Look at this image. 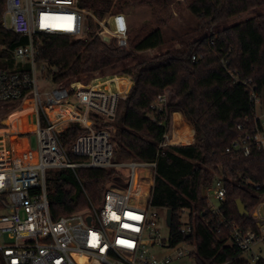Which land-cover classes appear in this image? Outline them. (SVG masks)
<instances>
[{
    "label": "trees",
    "instance_id": "16d2710c",
    "mask_svg": "<svg viewBox=\"0 0 264 264\" xmlns=\"http://www.w3.org/2000/svg\"><path fill=\"white\" fill-rule=\"evenodd\" d=\"M172 2L78 0L79 7L93 15L87 16L86 35L73 38L41 34L37 61L48 65V74L56 84L90 79L109 70L131 76L134 84L129 95L119 101L115 119L105 124L114 127L113 162H156L150 203L153 208L172 211L174 244L186 241L178 231V212L188 210L192 226L188 241L197 244V251L191 254L196 264H248L232 241L230 229L219 226L213 231L206 224L211 209L204 191L222 179L226 188L223 216L245 228L253 227L251 215L264 199V190L255 189L256 185L264 188V153L253 145L246 156L234 144L255 131L264 133V120L258 119L250 97V89L264 94V13L129 66L140 54L167 44V20L158 18L149 29V23L133 28L128 20L127 47L99 34L101 27L96 19L125 14L142 4L152 6L156 12L157 4L168 6ZM263 7L264 0H189L188 6L197 22L193 30L196 33ZM4 10L5 0H0V68L17 72L23 66L16 62L15 51L27 45L28 38L2 26ZM129 82L123 79L119 86ZM166 93L168 102L162 121L151 105ZM174 111H180L193 125L195 141L160 148L163 135L172 127ZM28 115L26 111L10 118V132L21 131L18 122ZM72 159L82 161L75 156ZM76 172L78 178L71 169L46 173L54 220L86 209L89 201L100 208L109 183L126 185L123 175L114 168H81ZM238 200L248 216L240 215Z\"/></svg>",
    "mask_w": 264,
    "mask_h": 264
},
{
    "label": "built area",
    "instance_id": "2783aa9c",
    "mask_svg": "<svg viewBox=\"0 0 264 264\" xmlns=\"http://www.w3.org/2000/svg\"><path fill=\"white\" fill-rule=\"evenodd\" d=\"M88 15L93 16L79 7L78 0H5L2 26L27 37L28 44L15 51L16 62L23 66L20 71L0 68V104L19 102L31 108L27 118L18 122V133H11L12 127L0 128L3 264H170L197 251V244L188 241L192 234L190 215L187 223L182 222L188 210L178 212V231L186 241L174 244L171 225L167 223L168 210L153 208L150 203L156 162H113L114 127L105 124L115 119L119 101L129 95L134 84L132 77L114 74L56 84L48 74V65L37 61L41 34L84 37ZM96 21L101 36L115 38L120 47H127L129 24L125 14ZM123 79H128L129 84L119 86ZM250 94L256 112L262 96L253 89ZM167 98V93L161 95L151 105L162 121ZM28 134L37 136V149L14 143V138ZM194 138L195 133L186 142L191 144ZM181 142L170 129L159 147ZM253 145L264 153L263 132L248 134L234 148L248 156ZM72 156L82 161L75 162ZM81 168H114L123 175L126 185H108L100 208L89 201L86 209L54 220L47 194V171L71 169L78 178L76 170ZM141 180L148 181L147 191L142 190ZM255 189L264 190L261 185ZM204 196L211 209L206 224L213 231L219 226L230 229L232 241L248 264L264 261L259 255L264 247V199L251 215L253 227L245 228L223 216L226 188L222 179L207 188ZM211 197L219 204L212 203ZM161 220L169 228L167 237L160 232ZM155 247L158 252L153 251ZM188 248L195 250L189 253Z\"/></svg>",
    "mask_w": 264,
    "mask_h": 264
},
{
    "label": "rangeland",
    "instance_id": "374dc122",
    "mask_svg": "<svg viewBox=\"0 0 264 264\" xmlns=\"http://www.w3.org/2000/svg\"><path fill=\"white\" fill-rule=\"evenodd\" d=\"M173 1L174 2H172L168 6H164L162 3L157 4L156 7L158 11L156 12H154L152 6L147 5V4H142V5L135 7V9H128L126 11L125 16L129 20L130 26L133 28H138L141 25L149 23V27L147 25L149 29L150 27H153L155 24H157L156 22L158 18L162 17L166 19L167 21H166V25H164V28L166 30V33H167L166 36L168 38V42L165 46L159 49H155V50L140 54L138 59L133 60L132 62L127 64V66L135 64L142 60L151 59L152 57L162 52H165L167 50H170V49L183 48L186 44H188L189 42L193 41L196 38H201L211 33L219 32L224 28L234 26L243 21L253 18L260 13H264V7H263V8L254 10V11L241 14L219 26L205 29L204 31L196 33L193 30L196 28L197 22H196V19L191 15L189 11V8H188L189 0H173ZM107 19H109V17ZM114 74H117V70L115 71L109 70L103 73H98L95 76L105 77V76H110ZM48 82L51 87L54 86V83L50 81ZM168 94L169 93H167V95ZM25 107H29V105L27 104L22 105L19 102H10L0 107V110H1L0 128H4L3 130L9 129L10 126L7 121L9 120L10 122H12V119L10 118H12L15 114L25 113L26 111L29 112L30 108L25 109ZM256 113H257L258 118L264 119V94L262 95V98H261V104L257 106ZM191 125L192 124L185 117L184 119L176 118L175 125L174 123H172L171 129L173 133L175 134V136L179 137L182 141H183V138H185V140L181 142L180 144H183V145L189 144V142H186V141H188V139L190 140V136H189L190 135L189 133L191 132L190 128L193 127V125L192 126ZM13 140H14V143L17 144L19 147L20 146L27 147V145H29L33 149H37V146H38L37 136L35 134L24 135V136L19 137V139L14 138ZM110 184L112 183H109L108 185ZM140 184L142 186V190L147 191L148 185H149L148 181L144 182L143 180H141ZM210 201L214 203L215 205L219 204L213 197L210 198ZM261 213L264 215V209L261 210ZM188 218H189V213H185L182 217V222L187 223ZM159 229L163 236L165 237L168 236L169 228L164 224L163 220H161L160 222ZM187 250L190 253V252H193L195 249L188 248ZM153 251L158 252L159 249L155 247ZM259 255L264 257V247L262 249V252L259 253ZM170 264H196V260L191 255H186L181 259L174 260Z\"/></svg>",
    "mask_w": 264,
    "mask_h": 264
},
{
    "label": "water",
    "instance_id": "95a60500",
    "mask_svg": "<svg viewBox=\"0 0 264 264\" xmlns=\"http://www.w3.org/2000/svg\"><path fill=\"white\" fill-rule=\"evenodd\" d=\"M237 205H238V210H239V213L241 216H244V215L248 216L249 215L245 206L241 203L240 200L237 201ZM88 221H90V218H88ZM167 223L169 226L172 223V211L171 210L167 211Z\"/></svg>",
    "mask_w": 264,
    "mask_h": 264
},
{
    "label": "crops",
    "instance_id": "0c3cea01",
    "mask_svg": "<svg viewBox=\"0 0 264 264\" xmlns=\"http://www.w3.org/2000/svg\"><path fill=\"white\" fill-rule=\"evenodd\" d=\"M180 117H181L182 119H184V117H183V115H182L181 112H179V111H174V112H173V114H172V122L174 123V125H175V119H176V118L179 119ZM191 126H192V125H191ZM190 129H191V132L189 133V134H190L189 136H190V140H192V139H193V135H194V133H195V130H194L193 127L190 128ZM194 141H195V138H194ZM194 141H193V142H194ZM193 142H192V143H193Z\"/></svg>",
    "mask_w": 264,
    "mask_h": 264
},
{
    "label": "bare ground",
    "instance_id": "6f19581e",
    "mask_svg": "<svg viewBox=\"0 0 264 264\" xmlns=\"http://www.w3.org/2000/svg\"><path fill=\"white\" fill-rule=\"evenodd\" d=\"M181 118V117H180ZM183 135V134H182ZM185 140V138H183V141ZM138 182H139V179H138Z\"/></svg>",
    "mask_w": 264,
    "mask_h": 264
}]
</instances>
